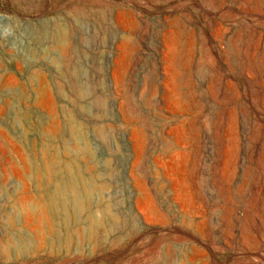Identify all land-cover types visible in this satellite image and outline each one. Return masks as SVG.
<instances>
[{"label":"rangeland","instance_id":"1","mask_svg":"<svg viewBox=\"0 0 264 264\" xmlns=\"http://www.w3.org/2000/svg\"><path fill=\"white\" fill-rule=\"evenodd\" d=\"M0 264H264V0H0Z\"/></svg>","mask_w":264,"mask_h":264},{"label":"bare ground","instance_id":"2","mask_svg":"<svg viewBox=\"0 0 264 264\" xmlns=\"http://www.w3.org/2000/svg\"><path fill=\"white\" fill-rule=\"evenodd\" d=\"M58 38H59V37H58ZM158 110H159V109H158ZM162 133H163V132H162ZM142 140H143V139H142ZM168 152H169V151H168ZM168 152H167V153H168ZM218 157H219V156H218ZM158 172H159V171H158ZM165 180H166V179H165ZM166 187H167V186H166ZM149 189H150V188H149ZM168 215H169V214H168Z\"/></svg>","mask_w":264,"mask_h":264}]
</instances>
